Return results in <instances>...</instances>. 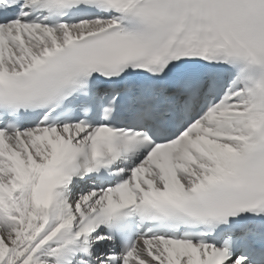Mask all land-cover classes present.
<instances>
[{"label": "snow or ice", "instance_id": "6c2138e0", "mask_svg": "<svg viewBox=\"0 0 264 264\" xmlns=\"http://www.w3.org/2000/svg\"><path fill=\"white\" fill-rule=\"evenodd\" d=\"M0 264H264V0H0Z\"/></svg>", "mask_w": 264, "mask_h": 264}]
</instances>
